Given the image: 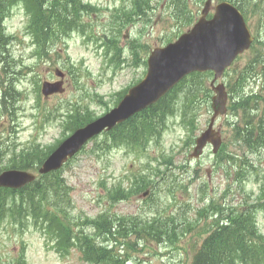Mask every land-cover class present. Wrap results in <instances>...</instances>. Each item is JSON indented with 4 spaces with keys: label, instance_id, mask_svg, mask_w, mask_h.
<instances>
[{
    "label": "rangeland",
    "instance_id": "1",
    "mask_svg": "<svg viewBox=\"0 0 264 264\" xmlns=\"http://www.w3.org/2000/svg\"><path fill=\"white\" fill-rule=\"evenodd\" d=\"M83 1L94 13L83 15L81 21L93 24L90 30L92 33L107 34L117 40L125 49L122 56L129 59L133 65L126 63L123 66L115 62L108 65L109 60L113 61L112 58L99 60V56L94 54L92 49L94 40L86 43L83 35L77 30L71 34L64 31L60 40L50 39L47 48L41 50L42 57L49 59L39 60L33 42L23 37L28 21L25 11L27 1L15 5L4 23L7 35L14 38H10L6 45L9 48V56L3 60L4 64H0V88L6 89L4 92L8 99L5 104L4 97L0 94V171L13 165L11 156L14 151L19 152L35 146L38 151L44 150L38 154L46 158L51 152L45 150L50 148L53 150L62 139L60 116L65 115L76 104L79 109L90 108L96 116L105 113L108 107H114L119 99V93L144 77L147 72L149 51L187 30L193 24L191 22L200 16L205 2V0H145L141 6L143 9L149 3L146 15H142L140 19L137 16L130 19L124 16L116 22L112 20L114 5H108L106 2L115 4L118 0ZM54 5V0H48L47 6ZM63 6L64 2L60 0L58 7ZM261 6L264 9V0ZM56 21L54 19L53 23ZM249 25L252 30H256L259 39H264V13L262 18L259 11L251 16ZM129 47L137 53L135 59L137 65L134 64ZM56 68L67 73L66 89L64 93L45 97L41 93V85L45 80L56 78L54 75ZM11 82L15 86L14 91L11 89ZM185 83L188 85V81ZM209 87V80L208 83L202 81L200 91L193 96L194 100H191L189 116L184 119L177 110L174 111L176 116L166 119V130L162 133L161 139L158 138L159 145L156 144L157 137L154 136L156 143L149 141L144 148L155 156L159 155L157 151L162 150L166 155L171 156L170 153L173 155V162L164 173V179L156 187L154 196L147 201L135 196L112 205L106 198L107 185L122 179L131 183L139 172L148 173L153 170L143 169L142 167L146 166L145 160L133 153L126 154L124 151L126 147L107 154L101 153L98 150L99 142L105 135L90 141L62 171L73 187L72 214L75 217L96 216L107 209L113 213L139 215L143 218L173 212L172 215L176 217L174 228L177 227L174 243L155 244V241L142 243L137 251L131 250L130 254L134 259L129 264H189L192 261L191 246L200 244L205 237L190 235L187 228L178 225L179 211L184 202H190V199L196 207V196L203 195L204 187L208 195L207 202L212 197L220 201L224 194H227L226 202L233 205L253 202V199L257 198L260 180L256 179L255 171L241 170L236 164L225 177V170H221L222 164H227L226 153L239 155L244 159L245 153L249 151L237 144L226 118H222L218 123L223 134L224 145L221 154L224 163L216 161V155L211 149H207L199 159L190 157L194 147L189 149L185 144L205 130L211 118ZM183 95L179 98L178 109L184 104ZM173 102L174 98L169 97L166 105ZM174 106L167 108L169 113L173 112ZM52 113H55L56 117L51 115V120H46V114ZM181 119L192 129L187 138L188 132L184 129ZM160 147L161 149H156ZM39 156L36 159L22 156L21 164L27 162L32 164L30 161L35 160L33 167H36L40 163ZM263 157L264 151L247 155L249 163L258 168H262L259 165ZM180 165L186 166L187 169L176 168ZM238 176L242 178L240 183ZM193 178H196V181L189 183ZM145 205L147 210H144ZM259 218L264 220L263 216ZM32 226L26 232H22L13 225L6 229L5 222L0 225V264L13 263V258L19 255L23 243L27 246L29 264H85L80 259L78 251L72 252L68 257L61 256L42 232ZM261 227L264 233V222Z\"/></svg>",
    "mask_w": 264,
    "mask_h": 264
},
{
    "label": "trees",
    "instance_id": "2",
    "mask_svg": "<svg viewBox=\"0 0 264 264\" xmlns=\"http://www.w3.org/2000/svg\"><path fill=\"white\" fill-rule=\"evenodd\" d=\"M232 1L244 6L245 3L247 4L252 0ZM39 19L43 22L44 25L47 23L48 17L42 12H39ZM60 22H64L62 14ZM60 24L61 27L56 26L54 29H48L43 26L38 30L37 38L40 47H42L49 39L58 38L61 34L64 33V31L68 32V27H66V25L62 23ZM69 26L72 27V24H70ZM45 28L46 30H44ZM254 51L255 57L248 63L246 69L239 74L238 82H243L245 80L246 73H249L250 75H256L255 68L258 64H261L262 74H264V44H262L259 48H254ZM205 74H192L188 78V80L186 79V81H188V85H186L185 80L182 81L180 83L181 85L176 86L169 94L163 97L156 104L152 105L146 111L147 115L145 116L144 124L132 121L123 124L118 130L119 133H116L114 135L112 146H114L118 140L127 144H133L136 147L143 146V148L141 149L143 151L147 144H149V141L156 143V138L154 136L157 137L156 144L159 145L158 143L160 142V139L158 138L161 137V130L164 128L166 116L169 112L167 108L171 106V104L166 105L167 99L169 97L174 98L173 104H175L179 101L180 96L184 94L183 97L186 101L183 100V109L186 113V106L192 103L191 100H194L193 96L198 91H200V85L202 84L201 77ZM251 97L252 99H254L255 97L257 98L255 107L251 105L252 100H249V98L243 97L238 102L241 108V110L239 111H242V113L246 116H250V112L253 108L259 107V98L264 100L261 94H255ZM77 111L78 110H75L74 113ZM83 117L84 116L80 114L72 116L71 129L82 124ZM239 130L241 131V129ZM255 130H257V134H255ZM244 140H246L247 143H250V145L251 142H253L254 144H258L259 146L264 142V113L260 117L258 125L254 126L253 129L244 134ZM159 149H161V147ZM162 157L164 158L163 161L165 163L169 162L166 155L162 154ZM40 160L41 158L39 157V161ZM24 165L28 164L26 163ZM50 174L41 177L40 180L24 190L27 192V194H29V197L27 199L21 196L22 201H19V199L16 198L15 202H9V200L12 199L11 196L6 197L3 202H0V209L6 210L7 205L10 204H12V206H10L9 209H12V207L15 206L17 208L18 214L21 215L25 221L23 225L24 227L27 226V222L29 221L28 217L30 216V214H32L36 218V221L40 222L41 225L46 228L49 234L52 235L56 232L57 236L64 238V244H66V246L75 245V240H81L84 243V245H82V251L85 253V257L90 261H93L97 264H125L127 258L123 259V256L120 255L119 252L115 251L117 246L114 248L110 241L118 243L120 236L117 235V231L120 228H124L130 233L142 234L141 231L139 229L135 231V229L132 228V225H128L126 222L122 221V218L119 219V217H116L115 214H112L108 211H103L96 218L86 216L78 217V219L80 220L85 219V223H95L93 224V227L100 233L95 234L94 237H92L91 233L85 234L82 228L76 229L75 226H78L79 224L73 221L75 218L72 215L73 206H71V198L69 199V201H64L62 199L63 197H65L63 191L66 192V195H69L70 189L66 185L64 178L61 177L60 172H52ZM151 181L152 180L148 176H142L137 180L135 187L139 189L148 187L152 184ZM126 189L127 188H123L122 184H118L117 186L114 185L112 191L117 195H115L113 199L118 200L128 197ZM49 200H52L53 202L50 204V202H48ZM17 202H19V204ZM2 206L3 208H1ZM157 222L158 220L151 225V227H153V230L157 226V231L154 230L155 232H152V229H150V232L152 233L151 236L139 237H143L142 239H146L149 237L158 239L159 237H161L160 226L159 224H157ZM117 224L119 225V228ZM229 227V231H222L224 235H214V237H210L213 243L212 246L215 250V255H212V261L209 260L204 264H213V262H215L216 264H236V259L240 255L242 257L248 256L250 250L255 247H260L257 242H255L249 236H240L242 230H249L250 228L249 218L246 217L243 213H239L238 217L232 220ZM74 228L76 229V231L74 230ZM122 236L124 237L122 244H124L125 242H127L128 244L131 243V238L127 234ZM257 257L263 258V256L260 254H257ZM195 264L202 263L200 261H196Z\"/></svg>",
    "mask_w": 264,
    "mask_h": 264
},
{
    "label": "water",
    "instance_id": "3",
    "mask_svg": "<svg viewBox=\"0 0 264 264\" xmlns=\"http://www.w3.org/2000/svg\"><path fill=\"white\" fill-rule=\"evenodd\" d=\"M210 2L211 0L207 1L203 16L191 33L184 34L177 42L165 48H156L152 52L147 76L129 90L120 106L87 127L77 130L48 158L41 171L58 167L92 134L106 126L112 127L135 111L152 104L188 73L214 69L216 77L220 76L234 57L249 46L251 37L243 24L240 12L229 3L218 5L214 18L207 21L205 18L210 9ZM206 30L208 34L205 35ZM202 36L204 38L200 39ZM59 90L62 91L61 82L44 84L46 95ZM214 90L217 95L213 97L212 106L216 117L225 113L227 95L222 86ZM212 133L208 131L198 139L199 148L205 145L207 135ZM219 142L218 138L215 144ZM200 152L201 149L196 150L195 155ZM29 178L31 180L34 177L24 172L10 171L1 175L0 185L17 186Z\"/></svg>",
    "mask_w": 264,
    "mask_h": 264
},
{
    "label": "bare ground",
    "instance_id": "4",
    "mask_svg": "<svg viewBox=\"0 0 264 264\" xmlns=\"http://www.w3.org/2000/svg\"><path fill=\"white\" fill-rule=\"evenodd\" d=\"M51 175V174H50Z\"/></svg>",
    "mask_w": 264,
    "mask_h": 264
}]
</instances>
